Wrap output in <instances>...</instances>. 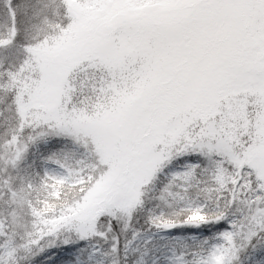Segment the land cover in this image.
I'll use <instances>...</instances> for the list:
<instances>
[{
    "label": "snow or ice",
    "instance_id": "obj_1",
    "mask_svg": "<svg viewBox=\"0 0 264 264\" xmlns=\"http://www.w3.org/2000/svg\"><path fill=\"white\" fill-rule=\"evenodd\" d=\"M0 264H264V0H0Z\"/></svg>",
    "mask_w": 264,
    "mask_h": 264
}]
</instances>
